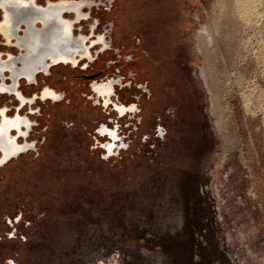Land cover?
<instances>
[{"label":"rangeland","instance_id":"obj_1","mask_svg":"<svg viewBox=\"0 0 264 264\" xmlns=\"http://www.w3.org/2000/svg\"><path fill=\"white\" fill-rule=\"evenodd\" d=\"M87 12L75 33L96 25L107 49L85 73L137 105L135 133L102 159L95 136L119 115L97 104L82 63L21 82L61 100L23 108L39 118L36 149L0 168V264H264V0H96ZM18 215L24 242L6 237Z\"/></svg>","mask_w":264,"mask_h":264},{"label":"bare ground","instance_id":"obj_2","mask_svg":"<svg viewBox=\"0 0 264 264\" xmlns=\"http://www.w3.org/2000/svg\"><path fill=\"white\" fill-rule=\"evenodd\" d=\"M45 1L46 6L41 7L36 5V0H0V11L2 12L0 36L5 41L6 46L12 47L18 52L17 55L0 54V97L5 94L10 97L14 96L20 103L15 115H7L8 110L4 112V115L8 119H14L18 115L20 119L26 120L27 125L19 127V130L26 133V136L11 135L12 138H21L23 141L29 138L33 123L30 117L35 116L33 112L26 114H20L19 112L26 106H29V109L32 110L37 100L56 103L61 99L58 101H53L50 97L42 99V92L48 86L41 89V92L37 94L26 96L23 93L24 91L20 90V83L38 84L39 75L49 76L51 68L66 65L79 55V52L83 49V42L73 36V28L77 21H67L63 16L72 14L78 17L83 9L89 10L92 6H95V2L88 0ZM8 41L12 44H7ZM2 57L5 59H2ZM27 57H38L39 59L30 80L22 74H13L12 69H10V67L15 70L20 69ZM11 86H13V92L11 93L1 90L3 87L10 88ZM50 90L55 92L53 89ZM92 93L97 98H103L94 88H92ZM112 95L113 88L111 87L109 99ZM22 100H24L23 103ZM2 109L0 108V110ZM1 118L0 114V123ZM35 118L39 119L38 117ZM13 132L18 134L17 129L13 128L9 131V133ZM35 149V147H31L29 150Z\"/></svg>","mask_w":264,"mask_h":264},{"label":"flooded vegetation","instance_id":"obj_3","mask_svg":"<svg viewBox=\"0 0 264 264\" xmlns=\"http://www.w3.org/2000/svg\"><path fill=\"white\" fill-rule=\"evenodd\" d=\"M51 2H57L59 0H50ZM88 1H93L96 3V0H88ZM36 5L37 6H41V7H45L46 6V1L44 3H42V5H39V3L36 1ZM94 6H92L93 8ZM88 9H83L78 17H75L72 14H65L63 16V18L67 21H77V23H82L84 21H88V17H89V13L87 12ZM2 17V12L0 11V21ZM75 26V25H74ZM95 28L96 25H92L91 26V30H90V35L88 34H83L81 33H75L74 28H73V36L75 38L80 39L83 42V49L79 52V55H77V57L74 60H71V62L67 63L66 65H71L73 68L78 67L80 65V63L84 64V67L78 69L79 70V74L80 75H84L83 78H88L90 76H94L93 78H91V91L92 88H94V90H96L99 94H101L103 96V98H97L95 95H93L94 98H96L97 104L105 107V108H109L110 106L112 107V111L116 114L119 115L117 116V118H114V122L112 121V123L105 121L103 122V124L101 125V127L99 128L98 131V135L95 136V141L98 142L97 144H99V148L100 150H102V154H103V160H109V159H117L119 158V155H121V151H124L123 147H120L119 144H126L128 143L129 140H131V135L135 133L134 131V127L137 126L136 124V120L135 117H137L136 114V108L137 105L135 103H130L127 105H123V104H117L114 102L113 100V96L115 93V86L117 84L115 79H103L100 80L98 79L100 76H98V74H91V75H86L85 72H87V69L89 66L88 63L90 61L93 60V54H92V49L95 48V46H100L102 48V50H106L107 49V41H106V37L104 35L101 34H97V32H95ZM0 41L2 42V48H0V54H14L17 55L18 52L16 49L12 48V47H8L6 46L4 43L5 41L2 39V37L0 36ZM7 44H12V42H6ZM2 59H5L4 57H2ZM38 57H27V59L24 61L22 67L20 69H13V67H10V69H12V73L13 74H22L24 76H26L29 80L31 78L32 72L35 69V65H37L38 62ZM66 61V60H65ZM59 66H63V65H59ZM57 66V67H59ZM54 68V67H53ZM51 68V70L53 69ZM50 70V72H51ZM115 73L111 72L110 76H114ZM38 84H39V80H37ZM122 83V82H121ZM40 85V84H39ZM48 88H45L42 92V99H46L48 97H50L53 101H58L59 99H61V92L56 91L54 88L50 87L49 85ZM46 86L42 85V89ZM13 86H11L10 88L8 87H3L1 90L2 91H7L9 93L13 92ZM111 87L113 88V95L112 97L109 99V94L111 93ZM146 89H148V87H145ZM50 89L55 90L51 91ZM41 90V89H40ZM90 91V92H91ZM150 92V90H149ZM58 95H57V94ZM2 96H7L2 95ZM1 96V97H2ZM0 97V98H1ZM19 97V95H18ZM11 98H13L15 104L18 106L15 112H11V115H15L17 110L20 107V103L16 100V98L14 96H11ZM60 101V100H59ZM24 102V100H22V103ZM0 108H3L2 110H0V114H1V123H0V168L1 167H5L6 165H8L11 161L12 158L13 159H18L21 155L23 154H28L29 149L32 147L36 148V142L31 141L29 142L27 139L24 141H21L19 139L16 138H12L11 135L13 136H22L25 137L26 133H23L19 130V127L21 125H27V122L25 119H20L18 117V115L14 118V119H8L6 118V115H4L5 111H9L8 109V105H0ZM33 110V107H32ZM20 111V114H23V112ZM10 112L7 113V115ZM132 115H134L132 117ZM10 116V115H9ZM36 117V116H35ZM35 117H30V119L32 120L31 122H39V119L35 118ZM183 124H181V126L185 125L186 123H189V116L185 115V117L183 118ZM113 125L116 127L113 128ZM160 127L157 128V132L159 133V135L163 138L164 136H168L169 132L167 130V128L165 127V124H163L161 122ZM34 126L32 123V131L34 130ZM17 129L18 130V134L13 132V133H9V131L11 129ZM177 128L175 127L173 131H175ZM172 134V133H171ZM182 134V133H180ZM31 136V133L29 135V137ZM104 141H102V140ZM32 143V144H30ZM116 152H118V155L116 154ZM16 157V158H15ZM11 158V159H10ZM10 159V160H9Z\"/></svg>","mask_w":264,"mask_h":264},{"label":"built area","instance_id":"obj_4","mask_svg":"<svg viewBox=\"0 0 264 264\" xmlns=\"http://www.w3.org/2000/svg\"><path fill=\"white\" fill-rule=\"evenodd\" d=\"M6 225L9 227L8 232L6 233L7 239H18L22 242L26 241L25 235L22 234V231L17 230V226L19 223L22 221L21 215H18V218H11V217H6ZM1 240V237H0ZM3 264H16L14 259H8L6 260Z\"/></svg>","mask_w":264,"mask_h":264}]
</instances>
